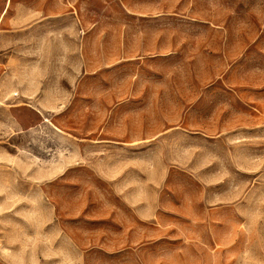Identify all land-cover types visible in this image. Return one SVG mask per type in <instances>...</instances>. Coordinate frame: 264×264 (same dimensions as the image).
Returning a JSON list of instances; mask_svg holds the SVG:
<instances>
[{
	"label": "rangeland",
	"instance_id": "1",
	"mask_svg": "<svg viewBox=\"0 0 264 264\" xmlns=\"http://www.w3.org/2000/svg\"><path fill=\"white\" fill-rule=\"evenodd\" d=\"M93 2L100 4L103 1ZM139 2L148 5L150 0ZM171 2L167 1L169 11ZM173 2V24L169 21L158 25V29L164 32L174 29L176 34H181L185 30L205 29L197 19L206 17L208 33L213 34L216 28L228 33L242 31L244 38L240 35L237 40L240 45L251 41L245 38L247 32L251 34L262 27L256 9L259 6L264 9V1L239 0L237 13L231 12V0ZM247 4H250L249 12ZM190 20H196L198 24H191ZM140 26L144 35L156 31L155 24L145 20ZM76 27L71 20H64L63 54L59 56L48 53L43 62L52 89L62 92V103L52 104L54 111H48L47 121L49 125L57 124L63 130L62 149H57L59 146L56 148L62 155V181L60 185L55 184L54 168H51L50 160H47L46 166L42 165V159L40 166L33 161L40 152L34 150L35 146L32 145L31 180L37 178L39 181L31 182V217L32 224H38L39 235L46 238V256L41 257L46 262L22 264H114L109 260L103 261V258L102 262L90 260L86 263L83 260L84 248L81 245L97 235L93 223L88 219V215L100 212L98 208L102 207L103 200L96 192L110 190L123 193L127 200H133L135 191L146 194L153 189L170 193L167 200L184 199L186 205L191 204L192 210L201 211V206L207 205L212 208V212L208 215L193 213L192 218L197 221L178 225L169 231L144 227L143 240L167 234L175 244L170 248L145 244L142 253L135 257L137 264H153L162 256L163 260L164 256H169L173 261L167 263L160 260L159 264H264V103H232L228 99L234 94L242 97L248 88L240 85L248 79H254L250 81L252 84L255 80H262L264 73L255 72L252 68L247 70L246 67L252 64H243L239 70H226L228 66L215 55L206 56V70L200 71L198 50L191 55L183 54L182 50L170 55H146L143 57V66L155 63L159 70L158 76L148 82H158L162 86L160 102L119 104L117 110L126 114L120 113V118L109 120L111 150H93L92 136L87 129L94 130L92 124L95 120L81 114L86 111L87 103L72 102L69 97L75 91L74 80L83 73ZM78 28L81 34L80 25ZM3 41L0 40V79L7 77V64L12 58H15L14 73L18 77L23 67V55L17 54L16 45L7 47V40ZM12 51H15L14 56ZM30 59L32 67L38 66L37 56H30ZM144 72L147 78L154 76L151 75L152 71ZM225 79L237 82L238 85L231 87L223 83ZM105 82L109 84V81ZM203 84H206V92L200 95L199 90L203 91ZM116 105L111 103L109 109L114 110ZM157 111L160 120L162 118L168 122L162 131L168 128L171 130V124L178 121L179 117L183 120L182 126L176 127L179 131H175L178 132L169 130L170 133L161 136L158 145L151 149L148 145L151 138L144 136L146 138L142 141L136 140L137 122L140 121L137 116L139 113L143 117L145 134L150 127L152 113L154 115ZM255 125L259 128L252 130ZM46 145L50 147L47 151L49 159L54 155L53 135L46 136ZM118 145L124 148L118 149ZM104 153H108L109 157L104 159L110 162L105 172ZM103 173L110 175V183L95 179V175ZM243 201L246 204L242 205ZM231 205L238 206L242 214L239 215L238 226L234 224L235 218L230 213ZM38 208L41 211L46 209L45 216L34 213ZM198 216L202 222L198 223ZM60 224L61 255L60 248L55 254L54 242L50 239L51 233L54 236V230L57 228L58 231ZM133 259V256H129L125 263Z\"/></svg>",
	"mask_w": 264,
	"mask_h": 264
},
{
	"label": "crops",
	"instance_id": "2",
	"mask_svg": "<svg viewBox=\"0 0 264 264\" xmlns=\"http://www.w3.org/2000/svg\"><path fill=\"white\" fill-rule=\"evenodd\" d=\"M102 1L100 4H94L93 0H0V40L1 42L7 40V47L16 45L17 54L23 55L21 74L15 76V58H12L7 64V77L0 79V264L46 262L45 258H41L46 256V238L39 235L38 224L34 222L32 224L31 217V182L39 181L37 178L31 180V151L33 145L34 150L40 152V155L33 158L38 166L42 164L41 159L44 161L43 166H46L47 160H50L51 168H54L55 184L60 185L62 155L57 149L60 151L62 149L63 130L57 124L49 125L47 121L48 111H54L52 104L62 103V92L52 89L43 62L48 53L59 56L63 54L64 20L69 19L77 25L75 35L79 37L78 50L83 65V73L74 80L75 91L69 94V97L72 102L87 103L86 111H82L81 114L84 113L88 118L95 120L92 124L94 130L90 127L87 129L88 134L92 136L93 150L103 152L111 150L109 120L120 118V113L126 114L117 110L119 104L160 102L159 92L162 86L158 82H148L158 76L159 70L155 63L143 66V57L146 55H170L179 50H182L183 54L191 55L198 50L200 71L206 70V56L215 55L222 59L221 62L225 66H228L226 70H239L243 64H252L246 69L252 68L255 72L264 73L262 6L256 9L259 13L258 22L262 27L255 29L251 34L247 32L245 38L251 41L239 45L237 40L240 35L244 38L242 31L228 33L216 28L212 37L213 34L206 30V17L197 19V22L205 28L202 30H185L181 34H176L174 29L165 32L158 29L159 23L167 24L170 21L173 24L175 19L173 0L170 11L167 7L168 0L166 2L150 0L148 5H141L139 0ZM238 3L239 0H231L232 13L238 12ZM249 8L250 4H247L248 12ZM144 20L155 24L154 33L144 35L140 26ZM197 22L189 21L191 24H198ZM2 44H5L4 41ZM12 55H15V51H12ZM30 56H37L38 66H31ZM144 71H152L151 75L154 76L147 78ZM248 80L240 85L248 88L247 93L242 94V97L240 94L228 97L232 103L237 101L264 103V78L258 80L260 82L255 80L253 84L250 81L254 79ZM105 81H109V84L107 85ZM224 82L231 87L238 85L237 82L226 79L223 80ZM205 92L206 84H203V91L199 90V94L203 95ZM148 96L151 98L148 99ZM111 103L118 104L114 110L109 109ZM158 114V111L154 112V115L152 113L150 127L145 134L143 117L139 116V113L137 116L140 121L137 122L136 140L151 138L148 144L151 149L158 145L161 136L170 131L178 132L176 127L182 126L183 118L179 117L178 121L171 124V130L168 128L162 131L168 122L162 118L160 120ZM255 128H259L258 125L252 126L251 129ZM219 132L223 133V131ZM230 132L234 133V131ZM48 134L53 135L55 141L54 155L49 159L47 151L50 147L46 145ZM117 147L124 148L120 145ZM103 155V159L109 157L108 153ZM103 164L105 172L110 162L104 159ZM95 177L96 180L101 179L103 183L111 182L109 174H97ZM96 195L103 201L102 207L98 208L100 212L96 211L88 215L97 235L81 245L84 248L83 260L86 263L90 260L102 262L101 258H103V261L109 260L114 264H126L125 259L133 256L134 259L127 264H137L135 257L142 253L145 244L157 248H170L175 244L167 234L143 240L144 227L151 226L157 230L169 231L178 225L197 221L192 218L193 213L201 212L208 215L212 212V208L207 205L201 206V211H197L192 210L191 204L186 205L184 199L167 200L170 193L166 190L153 189L146 194L135 191L133 200H127V196L123 193L110 190L96 192ZM57 198L56 192L55 199ZM243 204H246L245 201L242 202ZM55 205L57 207V201ZM39 209L34 213L45 216L46 209L42 211ZM230 210L235 218L234 224L238 226L239 215H242L239 213V207L231 205ZM199 222H202L200 216H198ZM54 231V236L51 233L50 239L54 242L55 254L60 248L61 255L62 225L60 224L58 231L57 228ZM133 235L137 237H132ZM160 260L168 263L173 261V258L164 256L163 260L162 256L153 264H159Z\"/></svg>",
	"mask_w": 264,
	"mask_h": 264
}]
</instances>
